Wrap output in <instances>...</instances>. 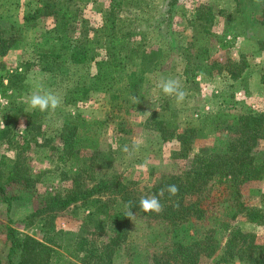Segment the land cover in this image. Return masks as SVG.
I'll list each match as a JSON object with an SVG mask.
<instances>
[{"label":"rangeland","instance_id":"rangeland-1","mask_svg":"<svg viewBox=\"0 0 264 264\" xmlns=\"http://www.w3.org/2000/svg\"><path fill=\"white\" fill-rule=\"evenodd\" d=\"M73 2L78 15L68 29L69 50L76 38L84 34L91 36L92 30L101 26L109 4V0ZM145 2L140 7L128 0L118 11V15L129 20V27L137 32L129 42L131 58L126 70H146L137 95H130L123 82L119 81L107 92L91 90L88 98L74 105H66L63 102L66 90L76 83H88L93 79L97 62L106 57L104 49L97 47L95 59L85 64L67 63L54 68L38 65L39 49L56 50L59 47L56 37L49 32L54 25L52 16L37 20V25L31 27L29 25L34 23L24 24L25 12L42 6L44 0H0L4 34H17L16 26H20L23 32L17 43L4 56H0V82L3 83L0 84V127L4 113L17 116L9 134L11 138L0 139V157L3 154L12 157L24 146L21 158L30 176L35 178L27 189L15 182L6 184V194L17 196L11 198L9 207L0 197L1 263L6 259L9 246L6 227L11 225L23 234L41 239L43 220L39 216L29 217V214L40 205L45 195L66 193L72 186V174L82 165L74 159L60 158L59 133L65 123L79 120V132L82 138H88L83 143L84 148L79 155L81 159L94 149L110 156L111 164L107 168L97 169V177L119 174L124 181L131 184L130 180H133L136 182L133 186L146 192L161 174L178 172L187 168L189 163V158L174 157L178 149L176 141H163L155 130L145 126L153 111L158 113V117L175 120L183 127L199 125L202 116L218 110H264V88L260 82V75L264 72V24L260 22L264 0L259 3L257 0ZM207 7L212 9L215 17L209 32L203 34L202 26L195 19V10ZM137 53L148 54L146 57L151 58L152 62L142 64ZM241 55L247 61L241 78L232 79L223 69L218 72L219 67L239 59ZM211 64H215L212 69ZM13 72L19 77L10 78L9 74ZM168 78L179 80L186 92L182 103L177 104L174 97L166 96L156 86L159 81ZM34 91L55 93L61 100L60 106L46 112L31 109L25 101ZM33 110L41 112L42 121L38 123L37 119L39 131L26 123L31 119L25 113ZM170 110L174 111V116L170 115ZM201 128L203 130L193 143V151L201 147L225 148L228 139L226 130L219 127ZM138 140L143 143L136 150L133 142ZM126 146L128 151L124 150ZM255 153H264V139ZM1 181H6L5 175ZM84 182L85 186L91 185L88 179ZM210 186V211L204 218L192 216L183 221L178 225L175 239L182 242L202 239L207 230L214 227V236L222 247L229 232L222 224L229 222L232 227L254 232L257 239L263 241L264 225L247 221L243 213L230 218L236 210L231 182L214 179ZM241 199L248 206L262 207L264 175L260 180L241 187ZM108 203L111 209L121 206L118 200ZM88 210V205L77 201L57 211L55 224L57 227L74 229ZM163 224L161 220L150 219L132 225L128 238L117 251L118 264H150L153 254L165 252L167 256L174 237L172 231L165 233ZM107 237L106 227L103 232L94 235L93 240L98 244ZM214 260L203 258L202 264H218ZM50 264L81 263L69 256L63 247L55 246Z\"/></svg>","mask_w":264,"mask_h":264},{"label":"trees","instance_id":"trees-1","mask_svg":"<svg viewBox=\"0 0 264 264\" xmlns=\"http://www.w3.org/2000/svg\"><path fill=\"white\" fill-rule=\"evenodd\" d=\"M126 1L128 0H109L101 26L93 29L91 36L84 34L76 38L71 50H69L67 33L78 15L73 0H44L42 6L25 12L24 24L34 23L28 24L30 27L37 25L36 21L46 16H52L54 22L49 32L54 34L59 47L56 50L39 49L36 59L38 65L54 68L67 63L85 64L95 59L98 54L97 47L105 51L106 57L97 62L98 68L93 79L88 83L81 81L68 88L64 95V104L74 105L88 98L91 90L107 92L119 81L123 82L130 95L135 96L139 92L146 70H126L131 58L129 42L137 34L129 27L130 21L118 15V11ZM129 1L140 7L146 4V0ZM214 17L210 7L195 10V19L202 26L203 34L209 32ZM2 18L0 15V56H4L17 43L20 34H23L20 26L15 27L17 34H4ZM260 22L264 24V11ZM137 50L139 51L138 47ZM137 54L140 55L138 59L142 64L148 65L152 62L151 58L146 57L148 54ZM213 67L215 64L210 65L211 69ZM246 67L247 61L241 55L239 59L229 61L222 68L219 67L218 72L223 69L230 78L238 79L242 77ZM9 76L17 78L19 74L13 72ZM260 82L264 88V72L260 75ZM0 84L3 85L2 82ZM40 113L38 110L25 113L31 119L26 123L37 131L40 128L39 120L42 121ZM157 115L158 113L153 111L147 118L145 126L155 130L163 141H176L178 149L174 157L189 158L187 168L161 174L146 192L133 186L132 184L136 183L133 180H130L131 184L126 180L125 182L119 174L97 177L96 174L99 173L97 169L107 168L111 164L110 156L94 149L90 155L82 156L81 159L79 155L84 148L83 143L88 138H82L79 132V120L65 123L59 133L62 149L60 158L74 159L82 165L72 174V186L66 193L45 195L40 205L29 214V217L39 216L43 220L41 239L23 234L11 225L6 227L9 246L6 259L0 264H50L55 246L63 247L69 256L81 264H118L117 260H120L117 251L128 238L131 226L150 219L161 220L165 225V233L169 234L172 231L174 237L169 244L171 249L169 254L166 253L167 256L165 252L153 254L150 264H202L203 258H214L213 262L218 264L236 262L264 264V240L259 241L254 232L232 227L229 222L222 224L229 230L222 247L214 236V227L209 228L202 239L189 242L175 239L178 225L192 216L198 219L204 218L210 211V185L214 179H224L233 186L236 210L231 215V219H234L238 213H243L247 221L264 225V201L261 208H256L246 205L241 199V187L260 180L264 175V153L261 155L255 153L264 139V110H218L202 116L199 125L183 127L175 120L168 121ZM170 115L174 116L173 110H170ZM16 118V114H3L0 139L11 138L9 134L13 130ZM202 126L226 130L228 139L223 150L201 147L193 151V143L198 138V133L203 130ZM24 140L27 142V139ZM22 150H18L12 157L5 154L0 157V197L8 207L11 198L17 196L6 194V184L15 182L27 189L35 182V178L30 176L24 166L21 158ZM4 175L6 181L2 182L1 178ZM85 179L91 182L90 186H85ZM170 184L178 186L177 195L170 196L165 191L162 197L159 196L160 189ZM150 196H158L162 205L160 212L145 213L139 210L140 198ZM115 200L120 202V208H109L108 201L115 202ZM77 201L88 205V212L74 229L57 227L55 224L57 211ZM129 212L132 213V217L127 216ZM106 227L107 239L96 244L93 236L103 232Z\"/></svg>","mask_w":264,"mask_h":264},{"label":"clouds","instance_id":"clouds-1","mask_svg":"<svg viewBox=\"0 0 264 264\" xmlns=\"http://www.w3.org/2000/svg\"><path fill=\"white\" fill-rule=\"evenodd\" d=\"M259 2L260 0H257V3ZM156 86L161 89L166 96L174 97L177 104L182 103L186 98V92L182 89V86L177 79H162L157 83ZM25 102L31 109H38L41 112H46L49 110L54 111L61 104L60 98L51 91H46L43 94L34 91L28 95ZM142 143L143 142L139 140L134 141L133 148L138 150L141 147ZM113 147L115 148V145H113ZM124 150L128 151L127 146ZM165 191H167L170 196H175L177 195L179 188L175 184L167 185L165 188L160 189L159 196L162 197ZM138 208L140 211H143L145 213H158L162 210V205L158 196L141 197L139 200ZM127 216L132 217V213L129 212Z\"/></svg>","mask_w":264,"mask_h":264}]
</instances>
